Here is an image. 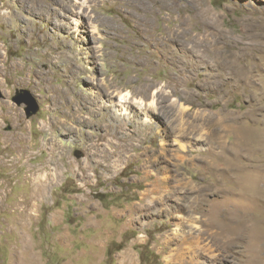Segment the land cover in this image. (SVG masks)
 I'll use <instances>...</instances> for the list:
<instances>
[{
	"label": "rangeland",
	"instance_id": "1",
	"mask_svg": "<svg viewBox=\"0 0 264 264\" xmlns=\"http://www.w3.org/2000/svg\"><path fill=\"white\" fill-rule=\"evenodd\" d=\"M263 144L264 0H0V264H264Z\"/></svg>",
	"mask_w": 264,
	"mask_h": 264
},
{
	"label": "water",
	"instance_id": "2",
	"mask_svg": "<svg viewBox=\"0 0 264 264\" xmlns=\"http://www.w3.org/2000/svg\"><path fill=\"white\" fill-rule=\"evenodd\" d=\"M12 100L16 104H25V112L26 115L30 116L34 114L38 110V105L32 95L28 92L23 90L22 92L18 93L16 96L12 98Z\"/></svg>",
	"mask_w": 264,
	"mask_h": 264
},
{
	"label": "bare ground",
	"instance_id": "3",
	"mask_svg": "<svg viewBox=\"0 0 264 264\" xmlns=\"http://www.w3.org/2000/svg\"><path fill=\"white\" fill-rule=\"evenodd\" d=\"M151 1V0H150ZM153 2V1H152ZM176 2V1H175ZM143 4V3H142ZM162 4V3H161ZM163 4H165V3H163ZM162 4V6H164ZM156 7H157V5H156ZM165 8V7H164ZM142 9H144V8H142ZM144 11H146V10H144ZM82 14V13H81ZM196 14V13H195ZM198 15V14H197ZM204 15V14H203ZM207 15V14H206ZM207 17V16H206ZM208 18H210V17H208ZM206 18H204V20H205ZM202 21H203V18H202ZM210 21H211V19H210ZM176 22H178L179 24H178V27H181V25H182V22H183V19L182 18H179V19H177V21ZM215 22V21H214ZM203 23V22H202ZM175 24V23H174ZM184 25V24H183ZM207 25V24H206ZM174 26V25H173ZM180 30V29H179ZM175 31V30H174ZM178 31V30H177ZM183 31H184V28H183ZM180 32V31H179ZM178 33V32H177ZM175 35V34H174ZM178 35V34H177ZM221 34L219 33V32H217V31H214V33H213V36H216V37H218L219 38V36H220ZM215 38V37H214ZM221 38V37H220ZM224 38V37H223ZM218 40V39H217ZM220 40V39H219ZM225 40V39H224ZM216 41V40H215ZM226 42V41H225ZM228 42V41H227ZM220 43H222V41L220 42ZM213 44H215V42L213 43ZM218 46V45H217ZM215 60V59H214ZM219 60V59H218ZM223 63V62H222ZM224 69V68H223ZM230 73V72H229ZM236 79V78H235ZM254 135V134H253ZM252 137V136H251ZM254 138V137H253ZM262 138V137H261ZM246 139V138H245ZM249 140V139H248ZM261 140V139H260ZM262 141V140H261ZM247 142V141H246ZM263 142V141H262ZM253 145V144H252ZM262 145V144H261ZM264 145V144H263ZM255 147V146H254ZM246 148V147H245ZM250 148V147H249ZM252 149V148H251ZM256 149V148H255ZM254 149V150H255ZM247 153V152H246ZM254 153V152H253ZM252 154V153H251ZM253 185V184H252ZM258 228V227H257ZM222 230V229H221ZM223 230H227V229H223ZM235 231V230H234ZM233 231V232H234ZM231 232V231H230ZM237 232H242V234L241 235H243V233L245 232V229H239V230H237V231H235V233H237Z\"/></svg>",
	"mask_w": 264,
	"mask_h": 264
}]
</instances>
